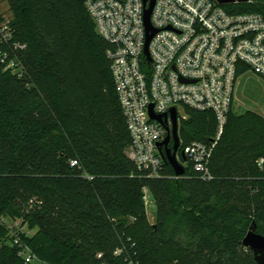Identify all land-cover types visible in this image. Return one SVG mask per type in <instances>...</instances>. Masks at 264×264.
<instances>
[{
  "label": "trees",
  "instance_id": "trees-1",
  "mask_svg": "<svg viewBox=\"0 0 264 264\" xmlns=\"http://www.w3.org/2000/svg\"><path fill=\"white\" fill-rule=\"evenodd\" d=\"M7 2L0 264H33L20 255L17 238L48 264H264L243 244L250 229L264 235V115L231 106L208 162L211 179L181 155L183 176L163 160L161 175L150 177L126 154L131 136L107 57L111 45L85 0ZM222 5L264 16V0ZM185 112L181 152L217 132L213 111ZM144 187L155 201L154 221ZM17 220L21 225L12 224Z\"/></svg>",
  "mask_w": 264,
  "mask_h": 264
},
{
  "label": "built area",
  "instance_id": "built-area-1",
  "mask_svg": "<svg viewBox=\"0 0 264 264\" xmlns=\"http://www.w3.org/2000/svg\"><path fill=\"white\" fill-rule=\"evenodd\" d=\"M149 5L145 0H85L97 32L111 45L107 57L131 136L126 154L150 177L160 176L159 142L172 120L169 116L162 124L152 119L150 106L156 114H169L175 107L179 122L187 117V107L210 110L217 118L215 137L192 141L183 152L201 178L211 179L208 162L227 123L239 69L264 77V16L229 12L219 0H155L150 23L156 33L147 47ZM8 23L0 18L3 38L11 35ZM143 192L147 213L151 207L154 212L149 189ZM15 243L27 262L35 259L18 238Z\"/></svg>",
  "mask_w": 264,
  "mask_h": 264
},
{
  "label": "water",
  "instance_id": "water-1",
  "mask_svg": "<svg viewBox=\"0 0 264 264\" xmlns=\"http://www.w3.org/2000/svg\"><path fill=\"white\" fill-rule=\"evenodd\" d=\"M150 1L149 7L146 9L145 22L148 31H152L148 35L147 47L156 30L152 29L150 23V17L154 7L155 0H145V2ZM233 0H219L220 3H228ZM172 120V127L166 126L167 134L165 138L159 142V150L162 155L163 160L170 163L177 176H183L186 173L185 165L180 160V155L186 159L185 153L180 151L181 139L179 135V117L178 112L175 107H172L170 113L156 114L153 111V104L150 106V117L154 120L159 121L162 124H166L168 118ZM173 141V146L169 147V143ZM243 244L246 247L251 248L256 255H259L261 259L264 260V235L257 233L254 229H250L249 232L243 239Z\"/></svg>",
  "mask_w": 264,
  "mask_h": 264
},
{
  "label": "rangeland",
  "instance_id": "rangeland-1",
  "mask_svg": "<svg viewBox=\"0 0 264 264\" xmlns=\"http://www.w3.org/2000/svg\"><path fill=\"white\" fill-rule=\"evenodd\" d=\"M0 12L6 18L11 17V11L7 0H0ZM232 108L238 113L245 112L246 110H253L264 115V77L254 73L252 70H246L237 76L234 88V103ZM180 124V123H179ZM153 207L149 208V218L154 221ZM20 220L15 221L14 224L21 225ZM24 229V228H23ZM22 230V228H20ZM29 234L35 231H29ZM33 264H48L39 259H34Z\"/></svg>",
  "mask_w": 264,
  "mask_h": 264
},
{
  "label": "flooded vegetation",
  "instance_id": "flooded-vegetation-1",
  "mask_svg": "<svg viewBox=\"0 0 264 264\" xmlns=\"http://www.w3.org/2000/svg\"><path fill=\"white\" fill-rule=\"evenodd\" d=\"M173 146V141H171L170 143H169V147H172Z\"/></svg>",
  "mask_w": 264,
  "mask_h": 264
}]
</instances>
